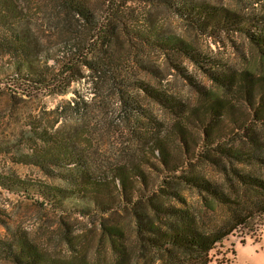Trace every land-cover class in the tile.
<instances>
[{
    "label": "rangeland",
    "instance_id": "obj_1",
    "mask_svg": "<svg viewBox=\"0 0 264 264\" xmlns=\"http://www.w3.org/2000/svg\"><path fill=\"white\" fill-rule=\"evenodd\" d=\"M20 1L30 7L29 12L37 21L32 30L30 59L42 67L44 63L47 65L42 71L47 84L51 78L49 73L59 68L61 55L74 50L75 40L65 33L68 24L45 23L41 18L47 17L43 16L47 13L41 12L30 0ZM109 1L112 0L92 2L97 20H103ZM178 1L127 0L122 5L117 0L112 2L120 4L118 24H121L122 36L131 47V63L123 67L125 80L114 81L110 72H93L82 64L73 72L69 85L63 80L58 85H50L52 91L38 90L34 88L35 81L16 71L14 55L0 46V239L25 235L52 252L69 256L76 246L89 260L107 262L115 261L116 257L104 234L111 226H120L125 231L123 244L130 252L126 264H166L170 252L143 245L134 235L136 223L132 209L118 207L108 213L90 209V212L82 213L80 209L84 210V207L79 201L61 199L62 195H84L79 183L78 164L87 162L94 176H105L109 174L105 171L110 166L142 160L149 165L141 164L148 182L147 188L140 185L141 194L160 190L165 194L162 197L164 207L185 210L201 232L229 233L208 252L211 264H264V225L253 227L254 236L258 237L254 240L248 234L252 224L247 223L249 228L238 224L263 201H260L256 189L239 183L232 173L237 170L264 179V124L253 126L243 101L210 78L212 71L240 73L249 70L255 75L264 74V56L251 43L246 32L210 29V32H203L181 17L174 5ZM190 1L226 8L242 17L264 15V0ZM260 25L255 22L247 29L252 31ZM85 27L83 23L78 29L83 33ZM150 32L158 39L180 37L194 57L174 48L146 44L139 33ZM119 50L122 51L118 44L114 53ZM137 80L151 85L171 101H178L185 111L190 112L189 117L181 120L183 116L178 107L163 105L128 84ZM130 91L138 96L140 106L149 117L136 121L145 125L154 123L158 136L171 147L172 155L178 156L181 149L172 133L175 125L183 122L193 132L192 135L188 132L187 154L183 162L178 163V172L169 173L160 165L150 144L138 141L139 130L129 132L134 119L128 110L119 107L118 100L120 95ZM213 99L226 100L218 112L222 115L217 118L219 126L230 121L237 124L248 121L249 133L254 134L261 145L248 149L251 141L245 131L226 135L218 147L202 143L196 128L213 108ZM55 136L70 140L67 151L70 149L78 154L80 160L64 158L56 163L46 160L41 166L30 162L35 161V150L36 153L44 150V138L50 140ZM226 147L254 151L255 159L240 163L230 156L225 157L217 148ZM145 152L146 160L142 157ZM193 174L209 180L229 199L220 202L179 179V176ZM51 187L59 191L49 193ZM171 190L182 199L167 198L166 193ZM147 205L145 202L141 206ZM147 215L155 220L158 216L152 206H148ZM179 256L191 261L182 253ZM0 264L14 263L0 260Z\"/></svg>",
    "mask_w": 264,
    "mask_h": 264
},
{
    "label": "trees",
    "instance_id": "obj_2",
    "mask_svg": "<svg viewBox=\"0 0 264 264\" xmlns=\"http://www.w3.org/2000/svg\"><path fill=\"white\" fill-rule=\"evenodd\" d=\"M30 1L41 12L47 13L43 14V16L47 15V17L41 18L44 19L45 23L68 24L66 25L65 33L68 34V38L75 40L73 42L74 50L61 55L59 68L52 70L49 73L51 78L47 80V84L44 83L46 78H44L42 71L44 70L43 68H47V65L44 63L42 67L39 62L30 59V53L33 52L31 44L33 25L37 26L36 19H33L29 12L30 7L26 4L24 5L20 0H0V46L6 47L7 53L14 55L13 64L16 71L22 75L25 74L29 78L28 80L36 82L37 85L34 88L52 91L49 86L58 85L63 80L69 85L73 72L82 64L87 65L93 72L101 70L104 73L110 72V77L114 81L126 79L123 67L125 66L124 64L131 63L129 59L131 47L122 36L121 24H118V20H120L118 7L120 4L114 5L112 4L114 0L109 1L103 20L99 21L92 4L94 0ZM117 1L122 5L127 0ZM174 5L177 6L176 8L181 17L201 28L203 32H210L208 31L209 29L216 32H246L251 43L264 56V15L242 17L226 8H218L206 3H194L190 0H179ZM255 22H260L262 25L252 31L247 29L248 25L251 27ZM83 23L86 27L82 33L78 27L83 25ZM40 25L42 26V24ZM124 27H127V25H124ZM139 34L146 44H157L174 48L176 51L194 57L192 51L189 50L180 37L168 36L164 39H158L152 32ZM118 44L122 51L119 50L116 54L114 52ZM88 57L90 58L89 60L87 59ZM210 78L219 86L231 90L233 94L235 93L243 101L253 126L264 124V74L255 75L249 70H244L240 73H215L212 71ZM128 84L133 89L143 92L144 95L163 105L178 107L183 116L181 120L184 117H189L190 112L185 111L184 107L178 104V101H171L169 97L161 95L159 90L144 81L137 80ZM118 101L119 107L122 108L123 106L134 119L133 126H130L132 129L129 132L135 133V130H139L141 136L138 135V141L150 144L151 151H155L158 155L160 165L166 168L169 173L178 172L180 167L178 163L183 162V157L187 154L188 132L191 135L193 134V132L189 131L188 125L183 122L175 125L172 133L176 137L177 147L181 149L178 151V156L172 155L171 147L168 146L165 139L158 136L154 123L151 122L145 125L136 121L141 118L146 120L149 118L145 114V110L140 106L138 96L130 91L129 94L120 95ZM225 101L214 100L213 108L208 111V116L196 128V132L201 136V142L216 144L217 146L215 147H218L226 135L231 136L234 131H245L251 141L248 149H253L259 143L261 145L262 142L258 143L256 136L249 133L251 128L248 121L242 124L230 121L227 125L219 126L217 118H221L222 115L218 114V112L222 110ZM70 142V140L65 141L62 137L56 136L55 139L50 140L44 138V150L37 151V153L35 150L33 154L35 155V161L30 162L41 166V163L46 160L56 163L64 158H71V161L79 159L78 154L71 152L70 149L69 152L67 151ZM217 149L223 156H230V158L240 163L255 159L254 151L250 153L248 149L243 147ZM39 152L41 153L38 154ZM142 157L144 160L147 159L146 152L142 153ZM143 163L149 165L148 162H142V160L133 163L116 164L105 171L109 173L108 175H100L101 177L94 176L91 173L87 162L85 165L78 164L79 183L81 192L84 195L79 197L76 194L70 195L68 193L69 195H62L61 199L79 201L84 207V210H82L83 208L80 209L82 213H88L90 209L103 213H108L113 208L118 207L132 209L136 223L134 235L143 245L150 246L157 249V251L170 252L166 264H211L208 252L213 250L216 243L220 242L222 237L229 233L210 234L201 232L191 215L185 210L175 206L164 207L162 197H165V194L161 193L160 190H151L147 195L141 194L140 185L143 188L148 187V182L145 180L147 173L141 168ZM232 173L239 183L256 189L260 194V201H263L259 205L254 206L250 210L249 215H245L238 223L245 228H249L247 223H251L252 228H249L250 232L248 234H250V238L253 237L256 240L258 237L254 236L255 229L253 227L264 225V179L237 170H233ZM179 179L197 191L209 194L215 200L225 202V199H229L218 187L205 178L193 174L191 176H179ZM103 183L108 184L105 185ZM164 186L167 188L166 184ZM56 191L59 190L53 187L48 190L52 194ZM134 193L137 195L134 196ZM166 194L167 198H176L177 201L182 199L179 194L172 190ZM44 199L47 198L45 197ZM145 202L148 205L146 207L141 206ZM148 206H152L153 210H156L158 214L156 220L148 217ZM160 216L164 217L160 218ZM253 221H255V224ZM124 232L120 226H111L106 229L104 234L109 240L110 251L116 257L115 261H91L76 246H74L69 256L59 252H52L46 246L34 242L33 239L25 235L14 239H0V260H7L14 264H126L130 258V252L129 248L123 244L125 240ZM241 242L244 243V240ZM70 243L68 241L67 244L70 245ZM181 253L190 257L191 261L179 256Z\"/></svg>",
    "mask_w": 264,
    "mask_h": 264
}]
</instances>
